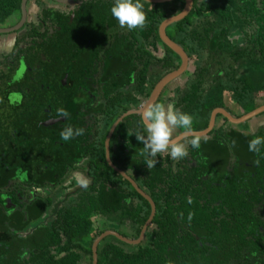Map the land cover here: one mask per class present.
Returning a JSON list of instances; mask_svg holds the SVG:
<instances>
[{
	"label": "trees",
	"instance_id": "16d2710c",
	"mask_svg": "<svg viewBox=\"0 0 264 264\" xmlns=\"http://www.w3.org/2000/svg\"><path fill=\"white\" fill-rule=\"evenodd\" d=\"M80 1V8L86 7L84 18L101 23L94 32L90 26L91 34L87 33L85 40L101 38L102 43V34L111 40L117 37L112 34L121 30L126 33L122 51L126 40L131 39L137 47L138 58L129 60L137 62L136 85L143 97L139 95L132 107L128 103V108L138 107L151 88L181 63L159 39L158 26L179 14L185 1H142L146 23L132 30L121 27L112 16L113 0ZM20 4L21 0H0V25L19 21ZM166 34L184 50L189 61L193 60V71L188 64L185 82L178 84L179 78L170 82L156 103L175 104L190 113L191 131L206 129L216 108L238 118L264 105V0H193L190 13L168 26ZM146 39L151 46L165 50L164 58L141 61ZM150 74L152 82L146 89L143 81ZM123 111L106 116L102 136ZM251 122L233 125L218 114L213 129L199 137V149L191 147L194 137L183 139L181 142L189 147L187 157L173 160L168 152L160 153L156 167L151 169L145 164L143 143L133 134V129L143 128L139 116H128L120 122L111 144L118 135L126 144L123 146L134 144L136 167L128 175L151 198L156 211L139 244L105 237L97 246V264H264V151H249V141L264 136V127L253 130ZM34 127L12 122L3 127L4 136L15 140L9 144L16 145L17 140L24 144V132L34 134ZM183 132L188 131L177 128L173 136ZM189 158L194 165H188ZM128 161L121 167L130 166ZM5 162L6 158L0 157V192L12 181L18 187L12 164ZM93 162L97 168L78 175L82 184H73L67 194L60 195L57 205L49 210L50 221L44 224L30 219L41 215L39 207L30 208L29 220H22L23 213L6 215L0 203V264H92L91 246L102 232L112 230L131 240L139 237L150 214L149 203L106 165L103 154ZM71 176L56 177L53 189L58 196L63 192L61 183Z\"/></svg>",
	"mask_w": 264,
	"mask_h": 264
},
{
	"label": "flooded vegetation",
	"instance_id": "af4514ba",
	"mask_svg": "<svg viewBox=\"0 0 264 264\" xmlns=\"http://www.w3.org/2000/svg\"><path fill=\"white\" fill-rule=\"evenodd\" d=\"M80 2L27 0L23 25L13 32L0 33V142H5L0 145V157L6 158V164H12L13 179L18 180L17 188L12 181L8 190L0 192V203L6 215L23 213L22 220H29L30 208L39 207L41 215L31 217V222L44 224L50 221L49 210L57 205L60 195L67 194L73 184L81 185L78 175L87 173L92 167L97 168L93 159L101 158V154L106 165L115 171L106 160V138L114 123L127 112L132 113L120 122L135 115L143 124L136 111L146 103L154 89L151 88L138 107L128 108V103L132 107L139 95L143 97L139 85H136L137 62L129 60L133 56L138 58L137 47L132 45L131 39L126 40V49L122 51L123 34L126 33L121 30L114 32L112 36L117 34V37L111 40L102 34V43L101 38L85 40L84 36L91 34L90 26L94 32L95 27L100 29L101 23H90L84 18L86 7L80 8ZM21 18L22 11L17 23L0 25V30L14 28ZM149 40L146 39L147 46L141 53V61L164 58L165 50L158 45L151 46ZM143 82L144 88L149 89L151 74ZM165 94L169 95L167 90ZM60 108L68 112L67 120L59 117L57 110ZM122 109L124 111L102 136L106 116ZM260 116L261 120L256 121L254 129L264 127V111L252 119ZM12 122L36 125L34 134L23 131L26 143L17 140L16 145L9 144L15 140L4 136L3 127ZM120 122L110 135L108 157L115 168L129 176L128 173L136 167L134 144L123 146L126 144L121 142V135L111 144ZM68 126L83 128L84 134L64 141L60 133ZM126 160L130 166L121 167ZM99 163L103 161L99 160ZM194 164L189 158L188 165ZM67 173L72 176L61 183L63 192L58 196L53 189L56 177ZM262 178L264 180V176Z\"/></svg>",
	"mask_w": 264,
	"mask_h": 264
},
{
	"label": "clouds",
	"instance_id": "9594fccd",
	"mask_svg": "<svg viewBox=\"0 0 264 264\" xmlns=\"http://www.w3.org/2000/svg\"><path fill=\"white\" fill-rule=\"evenodd\" d=\"M121 27L129 30L143 27L146 23V14L142 0H113L110 9ZM60 118L68 119V112L64 108L57 110ZM183 128L191 131L193 128V116L190 113L178 109L175 104L165 105L153 103L146 106L143 111V128L133 132L136 139L143 143V155L145 164L149 169L156 167L158 154L168 152L173 160L183 159L189 154V147L179 139L174 138L175 129ZM84 134L80 127L68 126L62 129V140L69 141ZM191 147L199 149L201 141L194 137L190 141ZM236 141H232L233 147ZM249 151L260 154L264 151V136H255L249 141ZM110 156V153H108ZM192 214H189L191 220Z\"/></svg>",
	"mask_w": 264,
	"mask_h": 264
},
{
	"label": "water",
	"instance_id": "95a60500",
	"mask_svg": "<svg viewBox=\"0 0 264 264\" xmlns=\"http://www.w3.org/2000/svg\"><path fill=\"white\" fill-rule=\"evenodd\" d=\"M26 1L27 0H22L21 1V11H22V18L20 20V22L11 29H5V30H0V33H8V32H13L15 30H18L24 23L25 21V16H26V10H25V5H26ZM55 2L58 3H69L72 2L73 0H53ZM144 2L147 3H151V4H162V3H167L173 0H142ZM185 1V5L184 8L182 9V11L174 16L168 17L166 18L164 21L161 22V24L159 25L158 28V36L159 39L161 40V42L167 46L171 51H173L176 55L179 56L181 63L179 65V67L166 74L164 77H162L154 86L153 91L151 92V95L149 96L148 100L146 101V103H144L142 105V107H140V109H138L136 111L137 114H140L143 120V111L145 110L146 106L155 103V101L157 100L161 90L170 82L176 80L177 78H179L180 76L184 75L185 71L187 70L188 64H189V59L187 54L184 52V50L178 45L176 44L174 41H172L167 35H166V28L168 26H170L173 23H176L178 21L183 20L191 11L192 7H193V0H184ZM264 111V105L260 106L256 109H254L253 111L244 114L238 118H235L233 116H231L227 111H225L222 108H216L214 110H212L210 117H209V123L206 129L202 130V131H188V132H183L180 133L179 135H177L176 139H179L180 141L189 137H203L206 136L214 127L215 124V118L218 114L222 115L223 117H225L228 122L230 124L233 125H238L241 123H244L254 117H256L258 114H260L261 112ZM132 112H127L125 114H123L112 126L107 138H106V142H105V147H106V160L108 162V164L114 168V170L119 173L124 179H126L131 186L134 188V190L142 197L144 198L150 205V214L149 217L147 219V221L145 222V224L143 225L139 237L136 240H131L128 239L126 237H123L122 235H120L119 233L112 231V230H107L102 232L92 243L91 246V253H92V264H97V246L98 244L107 236H114L115 238H117L118 240H120L121 242H124L126 244L129 245H137L139 244L143 238H144V234L146 232V229L149 227V225L152 222V219L155 215V204L153 203V201L151 200V198L144 193L138 186L137 184L134 182L133 179H131L129 176H127L126 174H124L123 172H121L120 170H118L117 168H115L108 157V142H109V138L110 135L112 134L115 126L127 115L131 114Z\"/></svg>",
	"mask_w": 264,
	"mask_h": 264
},
{
	"label": "rangeland",
	"instance_id": "374dc122",
	"mask_svg": "<svg viewBox=\"0 0 264 264\" xmlns=\"http://www.w3.org/2000/svg\"><path fill=\"white\" fill-rule=\"evenodd\" d=\"M189 64H190L189 71L192 72V71H193V65H192V64H193V60L189 61ZM185 80H186V75H182V76H180L179 79H177L176 81H177L178 84L182 85V84L185 82ZM261 98H262V99L264 98V91L261 92ZM259 119L261 120V116L258 117V118L252 119L251 124H253V125H252L251 129L254 130V125H255L256 121L259 120ZM227 126H229V125H227ZM232 128H233L235 131L239 132V133H240V132L243 133L241 130L237 129V126H233ZM96 224H97V223H96Z\"/></svg>",
	"mask_w": 264,
	"mask_h": 264
}]
</instances>
